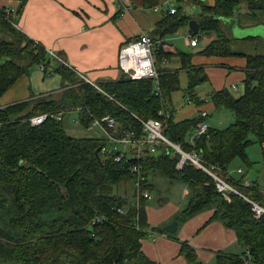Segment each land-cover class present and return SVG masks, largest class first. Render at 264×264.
Segmentation results:
<instances>
[{
  "label": "trees",
  "instance_id": "1",
  "mask_svg": "<svg viewBox=\"0 0 264 264\" xmlns=\"http://www.w3.org/2000/svg\"><path fill=\"white\" fill-rule=\"evenodd\" d=\"M22 7L16 9L15 17L0 9V97L33 65H43L50 73L55 68L66 87L58 97L0 104V264H158L145 255L142 240L159 233L177 238L148 224L146 206L151 197H143L141 192L159 195L156 179L187 190L175 217L178 223L212 210L204 225L216 220L234 231L243 251L218 252L216 264H264V215L254 218L251 204L242 196L229 193L224 197L216 190L213 178L189 160L177 169L179 155L165 143L158 145L155 153L143 150L140 159L127 152L115 160L120 151L114 144L108 145L107 156L102 153L106 137L71 135L65 123L72 111L85 129L93 118L109 114L116 120L113 135L141 136L140 120L158 118L168 140L198 157L205 168L213 167L240 194L264 206L263 184L257 180L245 186L243 172L238 178L227 172L235 159L252 168L247 155L252 143L262 147L264 172V55L246 57L242 94L235 96L227 88L210 94L214 109L231 111L233 122L222 128L211 125L190 141L197 123L206 117L199 114L174 121L166 109L170 93L180 87L177 71L156 67L157 61L172 55L163 51L162 45L153 49L157 79H131L124 74L118 80L98 84L100 90L14 25ZM241 7L253 14L264 9V0H215L213 6L203 7L197 18L199 30L190 33H215V37L198 54H230V38L220 29V21L233 17ZM190 19L176 9L157 23V38L149 36L153 43L162 41L164 35L174 33ZM176 54L189 73L188 98L195 105L202 104L195 87L206 78L203 69L193 67L192 53ZM161 109L168 117L158 114ZM45 113L48 115L41 123L31 124V117ZM134 164L140 165L137 173L130 170ZM160 200L163 204L167 198ZM180 254L190 264H200L195 249L186 241L181 243Z\"/></svg>",
  "mask_w": 264,
  "mask_h": 264
},
{
  "label": "crops",
  "instance_id": "2",
  "mask_svg": "<svg viewBox=\"0 0 264 264\" xmlns=\"http://www.w3.org/2000/svg\"><path fill=\"white\" fill-rule=\"evenodd\" d=\"M214 3L215 0H0V9L16 12L23 5L17 14L18 29L47 51L58 54L68 69L73 72L76 69L96 84H101L124 76L118 67L117 57L120 46L126 41L143 33L157 38L154 33L157 23L171 14L169 11L173 8L198 23L197 18L203 13V7L213 6ZM220 29L230 38L229 55L198 54L215 37V33L192 36L188 24L172 34L164 35L162 41L153 43L154 50L160 44L163 51L172 53L170 57L157 61L156 67L178 73L180 88L171 92L165 101L166 109L172 113L174 121L197 117L203 111L207 113L209 126L212 124L210 117L213 119L217 116V121H220L219 116L223 112L214 109L210 100L211 92L227 88L235 96L242 94L246 57L264 55V9L250 14L241 7L233 17L221 19ZM193 37L197 40L195 46L190 44ZM178 51L192 53L193 67L203 69L206 78L195 87L197 99L203 101L202 104L195 105L185 92L189 73L182 68L181 58L176 54ZM49 72L40 69L39 65L31 66L27 74L21 76L0 97L1 106L34 101L50 95L58 97L66 86H63L62 77L55 68L50 75ZM75 74L80 77L77 72ZM65 120L79 126L75 111L70 112ZM194 132L195 129L188 137L190 141L195 138ZM159 181L162 180L156 179V182ZM162 186L159 184L160 194L152 193L146 206L150 227L159 228L176 220L185 202L187 190L184 187H181V195L172 198L174 192L169 190L174 188L173 185L164 189ZM160 197L167 198V201L160 204ZM211 214L212 210H205L181 224L177 222L174 232L177 239L165 233L143 239L145 255L158 264H190L180 254L183 241L195 249L200 264H216L218 252L243 251L234 231L220 221L204 225Z\"/></svg>",
  "mask_w": 264,
  "mask_h": 264
},
{
  "label": "built area",
  "instance_id": "3",
  "mask_svg": "<svg viewBox=\"0 0 264 264\" xmlns=\"http://www.w3.org/2000/svg\"><path fill=\"white\" fill-rule=\"evenodd\" d=\"M175 11L176 9L173 8L169 11V13H174ZM10 14L11 16L15 17L12 10H7V16ZM14 25L18 28L17 24ZM196 43L197 40L195 37L190 39V44L192 46H195ZM48 53L51 57L57 59V61L64 65L66 64L64 59H62L54 51H48ZM117 60L118 67L121 72L131 79H157L158 73L156 71L154 62L153 41L148 34H139L138 36L126 41L123 45H121L118 50ZM40 69L44 70L43 65H40ZM73 70L77 72L85 82L93 85L97 89H100L98 84L89 79L87 76L83 75L76 69ZM50 74L51 73L49 72V75ZM155 90H159V84L157 82L155 83ZM158 114L163 117H168V113L165 112L164 109H161ZM47 115L48 114L46 113L35 115L30 118V122L32 125H37L41 123L47 117ZM206 115V112H201L202 117H206ZM59 118L60 116H57V119ZM140 123L143 132L141 136H135L133 133H128L121 137L113 135V132L116 131V120L109 114L103 115L100 118H93L89 129L97 128L103 133V136L106 137V146L102 147V153H104L105 156L108 154L107 151H109V144H114V146L120 151L116 155L115 160H120L122 157H124V155L127 154V152H130L131 158L140 159L143 150L147 149L149 153H155L158 145L165 143L171 146L174 152L179 155L178 161L176 163L177 169L181 168L186 160L191 161L213 178L216 190L224 197H227L229 193H236L249 201L254 218H260L262 215H264V206H261L260 204L251 201L240 194L237 189L232 186L225 178L217 174L213 167L205 168L198 157L191 153L185 152L182 150L179 144L168 140L163 134V122L160 119L148 118L145 120H140ZM208 127L209 125L207 120L202 118L195 127L194 136L197 137L204 134ZM139 169L140 165L134 164L130 170L137 173L139 172ZM237 172L241 173L242 169H237ZM242 183L245 186H250L252 181L248 180V178H244ZM141 196L146 198L151 197L150 193L147 191L141 192Z\"/></svg>",
  "mask_w": 264,
  "mask_h": 264
},
{
  "label": "rangeland",
  "instance_id": "4",
  "mask_svg": "<svg viewBox=\"0 0 264 264\" xmlns=\"http://www.w3.org/2000/svg\"><path fill=\"white\" fill-rule=\"evenodd\" d=\"M235 94L237 95V93H235ZM222 112L223 113H221L219 116L220 121H217L216 115H215L216 118L211 119V117H210L209 120L212 123L211 125L213 127H219V128H221L222 126L226 127L231 122H233L234 115L231 111L222 110ZM65 123L67 125V131L71 135L88 136V137H102L103 136V133L97 128L85 129V128H81L80 126L75 125L73 123L69 124V121H65ZM120 146H122V145H120ZM247 155H248L249 160L252 163L251 169L247 168V166H245L239 159H235L228 166V168H227L228 173L231 176L238 178V176H240L241 174H238L237 169L240 167V169H242L243 173L245 174L246 178H248V180L257 181V179H258V182L260 184L264 185V172L262 170V155H261V149H260L259 145L257 143H252L251 145H249L248 149H247ZM158 184L163 185L162 186L163 189L170 185L167 181H164V183L162 181H159ZM173 187L174 188L172 190H169V192H171V191L174 192L173 194H171V197L176 198L177 194H179V195L182 194L181 192H182L183 186L173 185ZM160 228L163 229L164 226H162ZM158 235H160V234H156L153 237H156ZM204 264H206V263H204Z\"/></svg>",
  "mask_w": 264,
  "mask_h": 264
},
{
  "label": "water",
  "instance_id": "5",
  "mask_svg": "<svg viewBox=\"0 0 264 264\" xmlns=\"http://www.w3.org/2000/svg\"><path fill=\"white\" fill-rule=\"evenodd\" d=\"M188 28H189V30H191L193 32H197L199 30V26H198L197 21L194 20V19H190L188 21ZM98 149L95 150V153H96L97 156L99 155L98 154ZM163 229L165 231H167V232L174 233L176 231V229H177V221L176 220L172 221L171 223L165 225Z\"/></svg>",
  "mask_w": 264,
  "mask_h": 264
}]
</instances>
